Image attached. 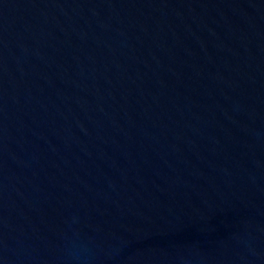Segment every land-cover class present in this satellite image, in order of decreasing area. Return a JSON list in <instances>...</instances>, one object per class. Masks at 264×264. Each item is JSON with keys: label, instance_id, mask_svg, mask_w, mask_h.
Listing matches in <instances>:
<instances>
[{"label": "water", "instance_id": "95a60500", "mask_svg": "<svg viewBox=\"0 0 264 264\" xmlns=\"http://www.w3.org/2000/svg\"><path fill=\"white\" fill-rule=\"evenodd\" d=\"M0 264H264V0H0Z\"/></svg>", "mask_w": 264, "mask_h": 264}]
</instances>
